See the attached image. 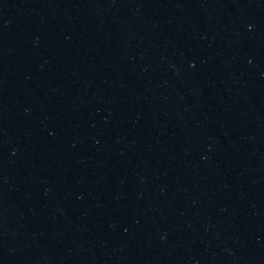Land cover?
I'll return each mask as SVG.
<instances>
[{"label": "water", "instance_id": "95a60500", "mask_svg": "<svg viewBox=\"0 0 264 264\" xmlns=\"http://www.w3.org/2000/svg\"><path fill=\"white\" fill-rule=\"evenodd\" d=\"M0 264H264V0H0Z\"/></svg>", "mask_w": 264, "mask_h": 264}]
</instances>
